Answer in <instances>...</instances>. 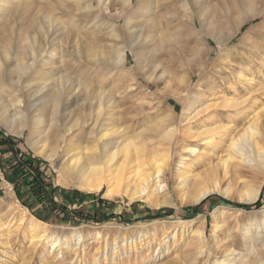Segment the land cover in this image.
<instances>
[{"label": "rangeland", "instance_id": "rangeland-1", "mask_svg": "<svg viewBox=\"0 0 264 264\" xmlns=\"http://www.w3.org/2000/svg\"><path fill=\"white\" fill-rule=\"evenodd\" d=\"M123 1L106 0L105 10L100 0H0V135L15 139L0 152V264H264V163L254 168L230 147L255 119L264 134V0L254 5L261 14L242 24L252 15L250 0H210L206 13L193 0L189 11L186 0H131L126 10ZM147 19L158 44L139 57L123 44V66L97 61L102 51L115 54L102 37L126 32L129 22L140 29ZM37 49L57 53L55 77L71 78L59 104L50 94L28 102L12 83ZM41 67L30 84L54 72ZM88 82L96 97L87 98ZM102 92L108 109L97 114ZM235 100L239 109L224 106ZM195 109L201 114L190 120ZM113 122L124 133L120 141L138 135L144 150L121 152L98 167L99 177L80 179L98 189L74 179L60 185L68 148L81 164L103 153L95 141ZM261 195L257 209L236 206ZM160 209L172 213L141 220ZM33 222L41 224L37 233Z\"/></svg>", "mask_w": 264, "mask_h": 264}, {"label": "bare ground", "instance_id": "bare-ground-1", "mask_svg": "<svg viewBox=\"0 0 264 264\" xmlns=\"http://www.w3.org/2000/svg\"><path fill=\"white\" fill-rule=\"evenodd\" d=\"M188 1H190V0H186L185 9H187L189 11L191 9L190 8L191 5L189 4ZM100 2H102V5H104L105 10L110 9V6L108 3H106V0H100ZM142 3L144 5L143 6L144 9L149 10V6H148L149 2L144 1ZM193 3L201 11H203V8L204 9L210 8V0H193ZM255 3H256V0H250V3H248V10H250L252 12V15L250 14L251 15L250 16L247 14L246 16H244L241 19V21L239 22L240 24L244 23L245 20L247 21V19H249V18L251 19V17L253 18V17L261 14L260 13L261 11L259 12L255 9V7H254ZM131 4H132L131 0H124L123 1V5L125 6L124 10L128 9L131 6ZM194 4H193V6H194ZM195 11H197V10L195 9ZM191 12H192V10H191ZM203 12H205V11H203ZM206 12H207V10H206ZM201 16H204V13ZM192 21H193L194 26L197 27V25H198L197 20L192 18ZM201 21L205 22L203 19ZM239 23L237 24L238 29L240 28ZM103 24H104V26L107 27L106 22H103L102 25ZM155 29H156V25L153 22H151V20L147 19L144 22V24L141 26L140 29L134 28L133 23L129 22L126 25V32H124V33H122V31L119 32L118 29L111 30V32L109 33V37L108 38L102 37V40L103 41L107 40V42L113 43V45L115 47V51H114L115 54L110 55L109 53H105L104 51H102L99 55V60H97V61L100 64L101 63L104 64L105 66H108L111 64H114L116 66V63L121 64L123 66V64L126 63V57H127V51H126L127 49H126V47H123V44H127L130 51L135 52V53L137 52L136 56L139 57V56H141L140 52H142L143 50L145 51L146 48L149 47V45L157 43L156 40L158 39V35L160 36V34L158 33V31L156 32ZM64 33H65V29L63 28V30L61 29V34H64ZM90 34H92V33H90ZM161 35H163V34L161 33ZM166 36L167 35H164V38H163L164 41L166 40V38H165ZM155 48H156V46H155ZM39 56L42 58L41 60L39 59ZM56 56H57V53H54V54L46 53V52H44V50H41V49L32 50L30 59L27 60L25 57V59L22 60V62L16 68V73H18V75H19V81L17 83H14V82H12V83L20 86L23 90V94L27 93L28 102H29V98L34 97V96H35L34 99L41 96V98H43V101H44V95L49 96V94H50L52 101L55 104H59L61 101V97L67 92L66 89H68L70 86H72L71 78L67 77V75L66 76L60 75L57 78L55 77V75L59 74V73L56 74V72L54 71L55 69L58 68L57 65L59 64V63L56 64L54 62V59ZM60 59H61V57H60ZM62 59H63V57H62ZM38 61H40L39 65H38ZM61 63H64V59L61 61ZM61 65H60L59 69L61 68ZM41 66L48 67L47 70H49V71L51 68L54 67L55 69L53 68L52 70L55 73L54 72L46 73V76H45L46 78H44V75L41 78L39 76H37L36 83L30 84L31 82H30L29 78L32 77V75H35L34 72L36 71V69H40ZM46 67H44V68H46ZM44 70L45 69H43V71ZM47 70H45V71H47ZM1 81H4V72L2 71V66L0 65V82ZM83 83H82V81H80L79 85L82 86V85H84ZM88 83L89 84H87L88 86L86 89L87 90V98L96 97V90H95L94 86L90 82H88ZM81 86H79V87H81ZM69 90H70V88H69ZM103 95H104V92H102L100 94V102H99L100 108H99V110H97V112H96L97 114H103V112H106V110L108 109V107H106L105 103H104L107 97L103 98ZM98 96L99 95H97V99H98ZM102 98L104 99V102H102L103 101ZM98 101H99V99H98ZM242 103L243 102L239 101V100H235L233 102L232 101L231 102L226 101V102H224V106L225 107H232V108H235L237 110V109H239L238 107L242 105ZM103 105H104V107H103ZM107 106H108V104H107ZM36 107H39V109H35L34 111H36L37 113H41V110L44 109V102L42 104H39ZM42 114H40V115H42ZM200 114L201 113L199 112V110L195 109L192 112H190L188 114V116H190V120L191 119L196 120L198 118V116H200ZM37 116H38V114H37ZM41 123H43V120ZM54 125L56 128L60 129V130H56V135H55V140L59 141L60 140V132L62 131L61 130L62 124L59 125L57 122ZM111 125L113 127L109 130H104L103 132H101L99 134V136H97V138H96L97 140L95 141V143H97L96 147L99 145V149L103 153L99 152L96 155H92V157L90 159H88L87 161H85L84 163L81 164V160H80L81 158L72 156L75 150H71L68 148V150L65 153V156H67V159H66L65 163L63 162L61 164V167H60V172L62 173V176L59 180L60 185L67 186V185H69L68 180L74 179L76 181L75 183H77V186L82 188V189L90 190V191L98 189V187H99L98 185H95V184H93L92 186L84 185L83 182H80V179H82L84 181V180L89 179L92 176L99 177L101 175L102 171L99 170L98 167H101V168L109 167V165H112V163L116 160V158L118 157V155L121 152H126V151L132 152L133 150H135L136 152H142L144 150V145L141 142V140H139L140 138L138 135H135L133 138H131V140H129L127 137H125L120 141V139L124 135L123 131L120 130V128L118 127V125L115 122H113ZM160 130H163V129H160ZM160 135H162V134H160ZM76 136L77 137H83V134H82V132H80V133L78 132ZM156 136H158V135H156ZM114 138H117L118 141H109V140H113ZM100 144H103V145H101L102 147H100ZM230 147H233L234 149L236 148V153L238 155H240L241 159L244 158L243 161L246 164H247V162L251 163V166H253L254 168L258 167L260 164L264 163V134H262L261 136L259 135L258 128L256 127V119L254 122H252V124H250L249 126H247V128H245L243 130V133L239 136L237 141H234L232 143V146H230ZM188 151H190V150H188ZM196 152H198V151H196V149H195L194 153H196ZM191 153H192V151H191ZM124 156H125V158H128V155H124ZM49 157H51V155H48L46 158H49ZM155 167L157 168V170H159L161 168L158 165H155ZM121 182H122V180H120L118 182V184H121ZM101 184H102V182H100V185ZM207 195H208L207 191L202 192V195H200L199 197L194 199V203L202 201ZM254 199H255V197L251 196L249 199H247V201H252ZM40 225L41 224L39 222H33V224L31 225V228H33L35 233H37L36 229H39ZM196 233H194V235ZM51 245H52L53 249L56 250L60 246V243L58 241H53Z\"/></svg>", "mask_w": 264, "mask_h": 264}, {"label": "trees", "instance_id": "trees-1", "mask_svg": "<svg viewBox=\"0 0 264 264\" xmlns=\"http://www.w3.org/2000/svg\"><path fill=\"white\" fill-rule=\"evenodd\" d=\"M15 142V139H11V138H5V137H1L0 135V152L4 151L3 148H5V146L9 147V146H14V143ZM22 163L26 166L28 165V167H33V163L31 164V162L29 160H23L22 158ZM19 171H15V174H17ZM264 190V189H263ZM264 192V191H263ZM262 195L260 197V199L254 203V204H250V205H236L237 207H241V208H244L246 210H252V209H257L260 205H261V200H262ZM193 212L196 213V212H199L201 210V207L200 206H196V207H193L192 208ZM172 213V210H169V209H160L158 211H148L146 213V215L141 219L143 221H146V220H155V219H161L165 216H168ZM112 218V217H110ZM109 216L105 217V219H110Z\"/></svg>", "mask_w": 264, "mask_h": 264}, {"label": "crops", "instance_id": "crops-1", "mask_svg": "<svg viewBox=\"0 0 264 264\" xmlns=\"http://www.w3.org/2000/svg\"><path fill=\"white\" fill-rule=\"evenodd\" d=\"M3 175V173H1V176ZM1 179V178H0Z\"/></svg>", "mask_w": 264, "mask_h": 264}]
</instances>
